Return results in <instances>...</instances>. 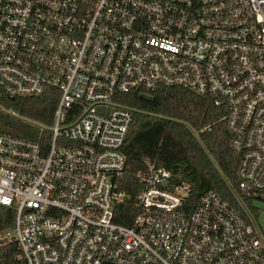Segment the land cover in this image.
Returning <instances> with one entry per match:
<instances>
[{
  "label": "built area",
  "instance_id": "built-area-1",
  "mask_svg": "<svg viewBox=\"0 0 264 264\" xmlns=\"http://www.w3.org/2000/svg\"><path fill=\"white\" fill-rule=\"evenodd\" d=\"M161 88L225 113L236 204L195 202L150 162L122 189L129 96ZM0 92L55 102L49 126L1 108L33 129H0V206L16 214L0 249L24 264H264V0H0Z\"/></svg>",
  "mask_w": 264,
  "mask_h": 264
},
{
  "label": "trees",
  "instance_id": "trees-1",
  "mask_svg": "<svg viewBox=\"0 0 264 264\" xmlns=\"http://www.w3.org/2000/svg\"><path fill=\"white\" fill-rule=\"evenodd\" d=\"M129 97L136 112L124 146L127 158L124 191L131 195L137 192L141 187L137 174L150 162L169 170L176 185L190 184L195 202L214 191L230 203H237L239 160L223 121V111L210 99L179 88H161L150 97L140 94ZM1 108L13 109L22 117L49 126L55 102L46 97L12 100L0 92V129L26 137L33 128L5 114ZM15 215L13 209L0 206V232L14 227ZM134 217L133 201H129L119 208L116 221L131 226ZM19 256L15 245L3 247L0 264H24Z\"/></svg>",
  "mask_w": 264,
  "mask_h": 264
},
{
  "label": "rangeland",
  "instance_id": "rangeland-1",
  "mask_svg": "<svg viewBox=\"0 0 264 264\" xmlns=\"http://www.w3.org/2000/svg\"><path fill=\"white\" fill-rule=\"evenodd\" d=\"M257 206L262 209V212L260 213V223L264 229V204L261 202H256Z\"/></svg>",
  "mask_w": 264,
  "mask_h": 264
}]
</instances>
